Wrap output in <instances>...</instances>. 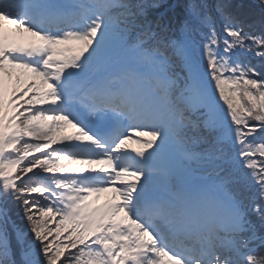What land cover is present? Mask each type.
Wrapping results in <instances>:
<instances>
[{
	"label": "snow or ice",
	"instance_id": "snow-or-ice-1",
	"mask_svg": "<svg viewBox=\"0 0 264 264\" xmlns=\"http://www.w3.org/2000/svg\"><path fill=\"white\" fill-rule=\"evenodd\" d=\"M160 7L0 0V264H264V0Z\"/></svg>",
	"mask_w": 264,
	"mask_h": 264
},
{
	"label": "trees",
	"instance_id": "trees-1",
	"mask_svg": "<svg viewBox=\"0 0 264 264\" xmlns=\"http://www.w3.org/2000/svg\"><path fill=\"white\" fill-rule=\"evenodd\" d=\"M149 2H153V0H149ZM155 2L159 3L161 5L160 8L154 10L155 13L157 11H160L161 9L164 10L166 9V15L168 17L166 18H172L175 20L177 15L180 13V8L178 5H182L184 3V0H155ZM235 3H244V4H251L254 2V0H234ZM175 3V4H174ZM257 21L259 20V12L257 10V15H256ZM253 63H256L255 58L252 59Z\"/></svg>",
	"mask_w": 264,
	"mask_h": 264
},
{
	"label": "rangeland",
	"instance_id": "rangeland-1",
	"mask_svg": "<svg viewBox=\"0 0 264 264\" xmlns=\"http://www.w3.org/2000/svg\"><path fill=\"white\" fill-rule=\"evenodd\" d=\"M69 131H72V130L69 129ZM144 139H146V138H144ZM134 147L138 148V147H140V145L138 143H135V142H130V144H129V150L131 148L133 149ZM105 199H106V197L104 195H101V198H100L99 203L103 204L105 202Z\"/></svg>",
	"mask_w": 264,
	"mask_h": 264
}]
</instances>
